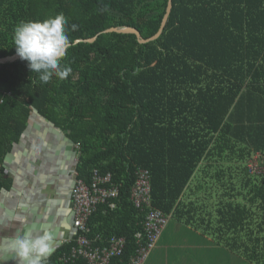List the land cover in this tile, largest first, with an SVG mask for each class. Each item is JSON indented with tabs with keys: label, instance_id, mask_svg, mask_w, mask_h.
Listing matches in <instances>:
<instances>
[{
	"label": "trees",
	"instance_id": "obj_1",
	"mask_svg": "<svg viewBox=\"0 0 264 264\" xmlns=\"http://www.w3.org/2000/svg\"><path fill=\"white\" fill-rule=\"evenodd\" d=\"M167 7L168 0H0V58L16 54L21 21L62 13L70 40L62 64L71 68L44 84L26 61L0 65V192L9 146L36 111L80 147L83 180L90 184L97 170L119 187L116 207L99 206L89 221L92 238L126 239L114 263H129L144 232L146 214L131 192L146 169L154 208L186 224L211 223L228 246L264 264V170L250 169L264 157V0H173L162 35L147 44L104 33L132 27L149 39ZM207 205L214 216L197 219ZM72 246L47 264H87L61 260Z\"/></svg>",
	"mask_w": 264,
	"mask_h": 264
},
{
	"label": "crops",
	"instance_id": "obj_2",
	"mask_svg": "<svg viewBox=\"0 0 264 264\" xmlns=\"http://www.w3.org/2000/svg\"><path fill=\"white\" fill-rule=\"evenodd\" d=\"M55 129L33 114L25 137L9 146L0 192V264H19L14 242L25 233L52 238L54 251L43 264L75 237L72 173L79 150ZM214 211L213 205L202 206V217L196 218L209 221ZM216 232L211 223L186 224L173 217L146 264H259L258 256L232 249Z\"/></svg>",
	"mask_w": 264,
	"mask_h": 264
},
{
	"label": "built area",
	"instance_id": "obj_3",
	"mask_svg": "<svg viewBox=\"0 0 264 264\" xmlns=\"http://www.w3.org/2000/svg\"><path fill=\"white\" fill-rule=\"evenodd\" d=\"M77 148L80 149L78 145ZM250 169L252 173H261L255 165H250ZM72 174L75 185L71 202L74 212L73 227L76 234L73 239L66 240L65 244L71 243L73 246L68 253L62 256L61 260L70 263L84 258L87 264H120L114 263V260L124 256L126 239L116 236L109 240L100 236L92 238L89 227L90 218L96 213L99 206L109 203L111 208L116 207V204L111 201L119 197V187L113 183L111 174L102 176L97 170H94L90 184L79 176L77 169ZM131 200L138 210L146 214V217L143 223L144 232L136 235L138 249L128 264H146L167 228L171 216L152 205L149 170H138L137 181L131 192Z\"/></svg>",
	"mask_w": 264,
	"mask_h": 264
},
{
	"label": "clouds",
	"instance_id": "obj_4",
	"mask_svg": "<svg viewBox=\"0 0 264 264\" xmlns=\"http://www.w3.org/2000/svg\"><path fill=\"white\" fill-rule=\"evenodd\" d=\"M66 26L67 20L61 13L42 21H21L14 29L13 47L17 56L27 62L29 70L44 84L53 77L66 79L71 72L69 66L62 64L70 46ZM51 241L47 234L17 236L14 253L19 264H43L54 251Z\"/></svg>",
	"mask_w": 264,
	"mask_h": 264
},
{
	"label": "water",
	"instance_id": "obj_5",
	"mask_svg": "<svg viewBox=\"0 0 264 264\" xmlns=\"http://www.w3.org/2000/svg\"><path fill=\"white\" fill-rule=\"evenodd\" d=\"M172 8H173V0H168L167 12H166V15H165V17L163 19L161 28H160L159 32L155 36H153V37H151L149 39H145L142 36V34L137 29L132 28V27L110 28V29L106 30L104 33L134 34V35H136V37L138 38V41L141 44H147L149 42L155 41V40L160 38V36L162 35V33H163L167 23H168L170 14L172 12ZM96 38L97 37L85 40V42L92 43V42H94L96 40ZM79 42H81V41L80 40L76 41V43H79ZM19 59L20 58L17 56V54H15L13 56H8V57H5V58H0V65L7 64V63H13V62H15V61H17ZM34 113L37 115L36 111ZM54 129H55V127H54ZM55 131L60 132L63 135V133L58 128H56ZM25 134H27V132L24 133V137H25ZM65 138L68 141H70L72 144H74V142L72 140H70L69 138H67L66 136H65ZM78 163H79V161L76 159V166L78 165ZM61 245H62V242L59 244L58 247H60Z\"/></svg>",
	"mask_w": 264,
	"mask_h": 264
},
{
	"label": "rangeland",
	"instance_id": "obj_6",
	"mask_svg": "<svg viewBox=\"0 0 264 264\" xmlns=\"http://www.w3.org/2000/svg\"><path fill=\"white\" fill-rule=\"evenodd\" d=\"M263 156L262 155H257L255 156V160L250 164V165H255L258 167L259 171L262 173V171L264 170V168L262 167V163H263ZM264 165V164H263Z\"/></svg>",
	"mask_w": 264,
	"mask_h": 264
},
{
	"label": "flooded vegetation",
	"instance_id": "obj_7",
	"mask_svg": "<svg viewBox=\"0 0 264 264\" xmlns=\"http://www.w3.org/2000/svg\"><path fill=\"white\" fill-rule=\"evenodd\" d=\"M73 175V174H72ZM74 180V179H73Z\"/></svg>",
	"mask_w": 264,
	"mask_h": 264
}]
</instances>
